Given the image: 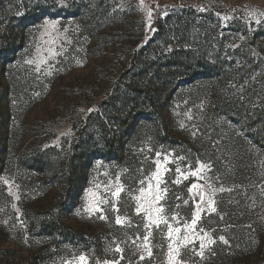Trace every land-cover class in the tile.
Instances as JSON below:
<instances>
[{"label":"rangeland","instance_id":"1","mask_svg":"<svg viewBox=\"0 0 264 264\" xmlns=\"http://www.w3.org/2000/svg\"><path fill=\"white\" fill-rule=\"evenodd\" d=\"M75 1L2 9L26 20L0 69V264H169L177 234L136 212L158 180L174 264H264V0Z\"/></svg>","mask_w":264,"mask_h":264},{"label":"snow or ice","instance_id":"2","mask_svg":"<svg viewBox=\"0 0 264 264\" xmlns=\"http://www.w3.org/2000/svg\"><path fill=\"white\" fill-rule=\"evenodd\" d=\"M257 23H259V21H257ZM53 27H54V24H53ZM160 156V153H157V157ZM180 159H183V158H180ZM165 162L166 163H171V161H168V158L165 157ZM201 167H206L204 165H201ZM176 171L179 173L181 170L180 168H177ZM157 178L159 176V162H158V167H157V173L154 174ZM191 175L193 176H197L199 177L200 175V169H197L196 171L192 172ZM185 179H187V175H185L184 177ZM179 179L176 181V183H179ZM159 183L160 181L158 180V184H157V191L155 194L152 193V189H151V184H149V188L146 190L144 187H143V182H141V187L139 189V192H140V195L137 196L135 199L137 200V207H136V212L137 214H139L140 212H143L145 214V220L147 221V223L145 224V228L146 229H149L151 228V226L155 225V227L159 228L161 223H164L168 226V238L171 240L172 239V234L173 232H175L177 234L176 236V242H177V248L176 249H173L172 247V243L169 244V253H168V257H169V264H174V259L175 257H178L179 256V241H180V232H181V229L179 227H176V228H173L171 226V224H168V221L167 219L165 218V209L163 206L160 205V201L164 199V196L161 195L162 192H166L167 189L166 188H163L161 189L159 187ZM198 185L196 184H193L191 186V188H189V191L191 192L193 188H197ZM209 190L212 191L211 189V185L209 184ZM121 191H123V188L122 186L120 187H117L116 191L114 192H111V195L113 197H116V198H119L120 196V193ZM148 193L150 199L147 201V204L145 203H142V201L145 200V193ZM198 195H200V198L201 200L204 199V195H203V190L201 189V191L199 193H197ZM99 203H108L107 199H104L102 201H100ZM99 203L97 205V211H102L100 208H99ZM187 203V201L185 202ZM209 207L212 209V211H215V208L212 206L214 204V201H212L211 199L209 200ZM118 211V210H117ZM200 211H203L202 208H199L197 207V211L194 212L193 214V218H192V222H191V226H189L188 224H185V228L187 229L188 227H192V228H195L198 220H199V212ZM155 214V215H154ZM178 216V214H177ZM101 219H105V216L101 215L100 217ZM177 217L174 216L173 219H176ZM124 221V218L122 217H117V220H116V223L117 224H122ZM201 231H203V229H201ZM205 238H207V241L208 243H213L214 241L211 240V238H208L207 237V233H205ZM144 241H145V246H146V249L148 251V255L151 256V245L148 243L149 241V236L148 235H145L144 236ZM221 240H224V237H220ZM183 241L185 242V244L187 243H190L191 241H189V236L187 234V232H185L184 236H183ZM225 243H227V241H225ZM201 251L198 252L197 254L198 255H201L203 256V249L205 247V242H204V239L201 240ZM115 251L117 252H122V249L117 246L115 248ZM175 254V255H174ZM143 255L141 256V259H143ZM80 260L81 261H84L85 260V257L84 256H81L80 257ZM104 264H110V262L108 261H105ZM111 264H118V262H111Z\"/></svg>","mask_w":264,"mask_h":264},{"label":"trees","instance_id":"3","mask_svg":"<svg viewBox=\"0 0 264 264\" xmlns=\"http://www.w3.org/2000/svg\"><path fill=\"white\" fill-rule=\"evenodd\" d=\"M10 0H0V69L6 67H12L17 63V49L19 46V34L20 31H18V27L20 26V22L25 21V18L22 19H16L17 22L16 24H12L11 23H7L5 26H2V24H4V19L2 18V9L4 8V3H7ZM79 2V0H77ZM22 2V1H21ZM76 2V1H75ZM76 2V3H78ZM31 3V2H30ZM81 3L79 2V4H77V7H80ZM26 7H29L26 6ZM73 7L69 6V8L66 9H60L57 12L60 13H69L71 11H73L72 9ZM81 8V7H80ZM71 10V11H70ZM34 15V13H33ZM32 14H30V17L32 18L33 16ZM217 17H215L214 15H212L209 19H201L198 22L199 25V33L196 34V45L199 46V55L196 57V64H202L203 61L206 59L205 57L208 54V49L206 48L207 45V34L210 31V26L209 23H211V21L216 20ZM179 31H176V35L178 36ZM157 36H162L163 39V32H162V28L158 27V32L156 33ZM161 38V37H160ZM188 50H186L185 52H187ZM218 63V62H216ZM1 145V143H0ZM46 227L47 229H49V231L55 227L56 222L54 221H49L46 223Z\"/></svg>","mask_w":264,"mask_h":264}]
</instances>
